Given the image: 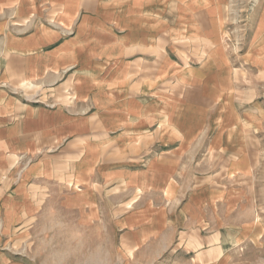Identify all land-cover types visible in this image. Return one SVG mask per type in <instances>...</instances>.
<instances>
[{
	"label": "rangeland",
	"instance_id": "rangeland-1",
	"mask_svg": "<svg viewBox=\"0 0 264 264\" xmlns=\"http://www.w3.org/2000/svg\"><path fill=\"white\" fill-rule=\"evenodd\" d=\"M0 32L33 49L67 40L63 59L47 53L49 62L62 61L58 69L38 71L35 59L24 74L31 67L24 58L0 56L2 202L32 165V175L50 167L46 176L60 186L26 217L7 221L2 211L0 264H264V154L252 157V170L223 166L217 154L239 143L237 115L250 119L242 90H264V0H0ZM36 33L37 45L20 39ZM138 34L172 35L162 51L174 73L159 78L127 67L124 36ZM191 46V56L182 51ZM207 67L230 74L224 95L236 108L213 104L216 95L201 82ZM30 114L34 122L63 118L62 144L12 151L18 133L9 127ZM234 125L231 139L222 129ZM104 132L116 151L132 152L127 164L116 166L119 155L93 164L100 146L90 140ZM130 213L140 229L160 218L170 246H132L124 237Z\"/></svg>",
	"mask_w": 264,
	"mask_h": 264
},
{
	"label": "crops",
	"instance_id": "crops-1",
	"mask_svg": "<svg viewBox=\"0 0 264 264\" xmlns=\"http://www.w3.org/2000/svg\"><path fill=\"white\" fill-rule=\"evenodd\" d=\"M11 35L13 34L10 33V36ZM126 35L124 36V39L127 40V42L124 41V59L128 58L131 62L128 63L127 65L128 68L137 69L138 75L141 74L146 75V72H142L143 69L144 70L146 69L147 71L151 70L152 71L151 75H156L159 78L169 75L172 72L174 73L176 69V65L172 63V60L170 59L169 56V52L162 51L164 50L163 49L164 45L167 46V44H171L173 46L174 38L172 37V35L166 36L167 38L160 37L159 34L157 35L146 34L144 36H141L140 34H138L137 36H126ZM10 36H7L9 39L4 40L0 32V56L2 58L4 57L5 54H7V57L14 58L15 60H17L18 58H24L25 63L30 64V66L32 67L31 68L27 66L25 71L23 72L24 74L32 73L34 64L30 62H33L35 59L40 61L39 65L37 66L38 71L44 72L47 71L49 68L58 69L59 67H62V61L59 60V58L63 59V57H65V54H62L61 52L65 50V48H63V45L67 40H62V41L60 40L56 45H53L51 47L41 46L38 47L37 49H33L29 45L17 47L15 44L17 43V40L11 42ZM26 36L27 37L20 38L21 40L23 39L22 42H26L29 40V41H33L34 44V43H38L40 39L39 37L42 35L37 36L36 33L35 37H32L34 36V34H29ZM47 37H48L47 32H45V34H43L41 42L42 43L47 42L48 41ZM12 39H16V38H12ZM8 43L9 45H7ZM51 51H57L59 55L57 57L59 58L56 59L53 58L52 62H49V59L52 56L50 55L48 57L47 53ZM182 51H185L190 56L194 52L192 46L190 48H186L185 50L183 49ZM33 52L35 53L34 55L32 54ZM132 52L133 53L137 52L136 57L134 56L135 54L128 57V55H130ZM160 55H162L161 58ZM77 56L78 53L76 54V56L75 55L71 56V58L72 57L76 58ZM17 67L19 66L14 64V69ZM124 74L127 77H130L132 75L131 71H128L127 73ZM201 78H202L201 82L203 83V86H207L206 88L208 89L211 86L212 92H214V95H216V100H213L214 101L213 104L215 103L214 104L215 106L219 105L221 107H229V106H233L235 108L237 107V104H235L236 102L231 103L230 98L226 99L224 95L226 92L231 91L229 87H232L233 85L230 74H228L225 70L223 72V70L220 71L218 69H212L207 67ZM144 80H146V78L143 79L142 81ZM186 85L187 87H189L188 82H186ZM246 91L248 90L245 89L242 90L243 99L241 100L242 102L240 105L250 108L248 110L243 111L245 113L246 112L249 113L250 119L237 115L238 120L241 122L239 129V131L241 132L238 139L239 143H235V145L230 148L227 146L218 147L217 154L223 156V159L221 160L223 166L225 164H228V165H232L235 169L237 166L238 169L252 170L253 168L251 166L252 157L254 158L256 155L261 156L262 154H264V127L263 128L258 127V125H260L261 122L262 124H264V90H260L259 94H256L254 96H253V90L251 89L249 90L250 94L246 93ZM227 100L230 102L228 106L226 104ZM252 108H254V110H252ZM237 114L239 113L237 112ZM258 115L262 117L258 119ZM257 120H261V122H258ZM63 122H64L63 118H61L60 120H57V118H55L53 121L50 122L49 121L34 122L31 114L24 117L21 116L20 118L14 121V125L9 127V128L13 127V131L15 133H18L17 135L15 134V136H18L17 137L18 140L14 143L15 147L12 149V151L14 150L15 153L17 154L16 147L18 145L20 146V144H24L27 147H31L39 150L43 149L46 146H51L56 144V141H60L58 138L63 140L65 137L63 134L65 133V131L63 130ZM46 124H47V128H46ZM35 127H37L38 129H35ZM235 128L236 125L231 126L229 128L224 127V129H222V131L225 130L223 134L227 133V135L229 134V137L233 139L231 137V133H232L231 131L235 130ZM245 132H247V135H245ZM257 133H259V135H257ZM223 134H220V136L222 137ZM21 135L23 137H21ZM111 138L112 137L105 132L99 134L94 133V135H92V138L90 140V142L92 143L91 147H94L95 149L97 146H100L99 149L100 153L96 155V157H94L93 164H99V163L107 164V162L114 160V158L117 157V155L120 156L117 161H120L121 163L117 164L116 166L118 165L122 166L127 164L125 163V161H124L125 164L123 163V160H125L124 156H127L132 152H127V153L123 152L121 151V148H119V150L116 151L115 148L112 147V141H107ZM228 139L229 138L227 136L226 140ZM247 139L249 140V144L246 143ZM59 144L61 145L62 142L60 141ZM169 153L170 152H168V154ZM226 155L229 156L231 155L232 159L230 157H226ZM52 156H53V160L55 161V157H57V155H52ZM224 157L227 158V163ZM53 160H51V163H53ZM79 160H80L79 158L75 159L76 162H79ZM90 160L92 159L90 158ZM229 161L231 162L229 163ZM71 162H74V160L69 161V163ZM91 164L92 162H90V165ZM35 166L36 168H34ZM37 167L38 165H32L31 167H29L27 172L24 173L26 175V179L15 184L12 189L7 190L6 196L8 198L5 204L2 202L3 200H5V196L2 199V196L4 195L5 191L1 193L2 189L0 187V220H1L2 211H5L3 216L4 219H7V221L8 220L13 221L14 218H18L19 216H23V215L26 217L28 216V213L34 211V209H35L34 212H36V210H38L39 207L44 202L43 200L46 198L47 192H49L48 190H53L55 188L60 187L57 184L54 185L50 183L52 182L51 180L53 177L46 176V172L49 174L50 167L49 168L45 167L44 172L42 169L39 170L41 172L37 171L35 172V174L32 175V172L36 171L35 169H37ZM166 167L169 169L170 166H166ZM219 167L221 168L222 166ZM89 170H93V169H89ZM137 183H138L137 181L133 182L135 188H139V186H137L138 185ZM151 184L153 186L152 195H159L161 193L160 179L155 178ZM89 192L91 191L89 190L87 194ZM133 203L137 205L139 201H134ZM140 205H142L139 209L141 211H144L145 209H149V204H146L148 205L146 208L144 207V204L141 203ZM2 206L5 208H2ZM125 212H126V208L124 207V214ZM11 223L12 222H10V225ZM139 225L140 222L137 216L131 213L124 216V237L126 239H129L130 244L132 246H145L144 244L146 243H149L148 246H156V249H158L159 246H170L173 236H171V233L162 234L160 218L158 217L153 218L151 227H148L147 229H140L138 227Z\"/></svg>",
	"mask_w": 264,
	"mask_h": 264
}]
</instances>
